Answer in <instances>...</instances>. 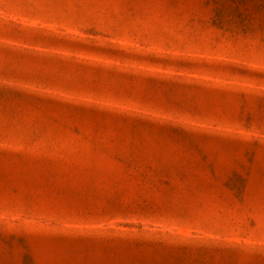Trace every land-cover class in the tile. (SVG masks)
I'll return each instance as SVG.
<instances>
[{
	"label": "rangeland",
	"instance_id": "rangeland-1",
	"mask_svg": "<svg viewBox=\"0 0 264 264\" xmlns=\"http://www.w3.org/2000/svg\"><path fill=\"white\" fill-rule=\"evenodd\" d=\"M0 264H264V0H0Z\"/></svg>",
	"mask_w": 264,
	"mask_h": 264
}]
</instances>
